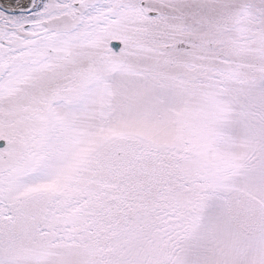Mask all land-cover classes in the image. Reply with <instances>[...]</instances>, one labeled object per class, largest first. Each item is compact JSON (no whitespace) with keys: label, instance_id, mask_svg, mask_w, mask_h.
<instances>
[{"label":"snow or ice","instance_id":"snow-or-ice-1","mask_svg":"<svg viewBox=\"0 0 264 264\" xmlns=\"http://www.w3.org/2000/svg\"><path fill=\"white\" fill-rule=\"evenodd\" d=\"M0 264H264V0H0Z\"/></svg>","mask_w":264,"mask_h":264}]
</instances>
